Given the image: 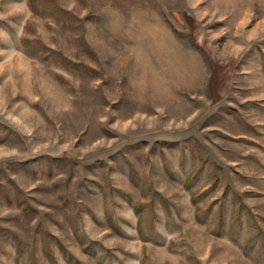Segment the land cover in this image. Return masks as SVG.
I'll list each match as a JSON object with an SVG mask.
<instances>
[{
	"label": "rangeland",
	"instance_id": "374dc122",
	"mask_svg": "<svg viewBox=\"0 0 264 264\" xmlns=\"http://www.w3.org/2000/svg\"><path fill=\"white\" fill-rule=\"evenodd\" d=\"M0 264H264V0H0Z\"/></svg>",
	"mask_w": 264,
	"mask_h": 264
}]
</instances>
